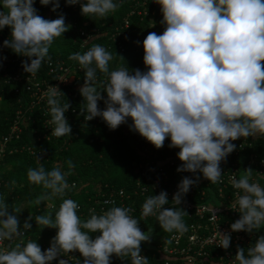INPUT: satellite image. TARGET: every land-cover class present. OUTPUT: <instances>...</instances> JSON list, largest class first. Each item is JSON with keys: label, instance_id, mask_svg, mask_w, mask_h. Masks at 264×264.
Segmentation results:
<instances>
[{"label": "clouds", "instance_id": "1", "mask_svg": "<svg viewBox=\"0 0 264 264\" xmlns=\"http://www.w3.org/2000/svg\"><path fill=\"white\" fill-rule=\"evenodd\" d=\"M122 2L64 0L65 6L78 4L80 14L89 19L106 18ZM152 2L159 6L164 30L161 34L149 32L142 41L144 71L130 70L118 55L123 63L110 68L113 54L99 44L69 58L83 70L79 95L85 122L100 117L109 130H115L131 121L130 130L155 149L166 139L169 148L179 149L177 172L199 173L181 179L171 200L175 207H165L169 204L165 191L148 196L141 205V217L155 216L164 231L183 233L187 231L183 220L186 212L178 207L183 196L201 177L211 183L220 181V164L236 148L233 141L250 136L264 139V0ZM33 4L34 0H0V30H10L2 47L26 57L21 63L23 72L35 75L45 59H50L55 39L70 25L65 24L63 14L45 19ZM39 4H51L50 10L55 12L60 0H39ZM98 74L106 77L100 84ZM45 95L50 134L69 136L71 127L65 112L70 104L56 86H48ZM101 100L103 109L98 107ZM36 160L38 167L28 168L27 180L46 190L36 204L63 197L70 187L66 178L74 167L72 162L67 161L68 171H62L60 165L46 170L39 163L41 159ZM252 172L245 170L239 179L231 178L236 192L230 207L239 218L231 223L230 232L256 233L264 225V186L250 180ZM8 209L0 199V264H51L53 260L69 264L73 257L68 254L74 251L82 258L77 264H111L113 256L121 260L130 257V264H149L140 254V245L150 236L140 230L139 220L128 207L113 206L99 214L89 209V217L82 220L79 204L62 199L54 217L52 213L35 216L41 229L56 230L43 251L35 240L11 246V241L32 228V217L19 226L20 210ZM97 232L98 236L90 238V233ZM230 232L221 233L216 226L214 236L222 249L230 245ZM230 264H264V234L246 250L238 248Z\"/></svg>", "mask_w": 264, "mask_h": 264}, {"label": "trees", "instance_id": "2", "mask_svg": "<svg viewBox=\"0 0 264 264\" xmlns=\"http://www.w3.org/2000/svg\"><path fill=\"white\" fill-rule=\"evenodd\" d=\"M143 2L146 8L141 7ZM33 7L38 15L49 20H52L48 18L49 13L53 14V19L63 14L65 24L69 22L70 28L61 38L55 39L49 49L50 59H45L35 75L23 72L21 63L27 60L26 57L18 56L2 47L3 41L10 37V30L7 27L0 30V51L7 60L5 65L0 64V143L2 138L9 135L15 120L19 129V133L12 135V140L7 143V150L0 159V199H4L8 204L9 212L17 208L20 210L17 214L19 226L23 225L28 216L32 217V221H29L32 228L11 246L14 247L17 243L23 246L29 240H35L43 251L49 247L56 230L47 227L41 229L40 225L35 224V216L43 214V208L47 203V200H42L40 204H36V199L46 190L39 185L30 184L27 180L28 168L38 167L36 158L41 159L39 163L43 164L46 170L60 165L62 171H68L67 161L72 162L74 167L66 178L70 187L65 191L64 196L57 197L56 201L57 204L65 198L76 201L79 204L78 215L82 220L88 218L86 212L89 208L97 207L110 193L117 191H122L128 196L124 200L126 207H138L141 203L139 201L145 197L134 195L136 182L143 181L136 164L145 159L139 152L140 142L144 139L130 130L131 121L121 124L115 130H109L100 117L84 121L80 113L82 98L74 82L71 86L57 87L64 94L66 102L70 104L65 117L71 132L69 136L59 138L50 136L48 127L52 125L48 123L51 117L47 97L45 102L39 101L37 89L43 91L48 85H54L59 78L64 80L71 76L74 77L75 82L81 81L82 86L83 70L80 69L77 61L69 57L76 52L84 53L94 44L102 45L112 52L113 61L110 62V68L118 67L123 63L118 57L120 56L130 70L138 68L144 71L141 44L147 36V29L153 24L158 27V34H161L164 26L160 23L162 16L159 6L152 0H123L113 16L109 13L106 18L98 21H90L89 18L82 16L78 4L65 6L64 0H60V7L55 12L50 10L51 4L41 6L39 0H34ZM125 19H128L129 26L127 29H121ZM83 33L92 35L90 39L85 40L87 43L84 41ZM116 33L122 34L116 35ZM261 63L264 64V61ZM61 67L63 71H60ZM105 79L103 74H98L97 83L100 84ZM33 84L38 86L34 87ZM27 87L30 89L28 90ZM61 100L64 102L63 97ZM98 107L104 108L103 100L98 101ZM73 110L75 113H72ZM237 141L248 144L243 146L246 147L240 152V156L236 157L238 169L243 173L249 156L253 155L257 160L264 157V139L250 136ZM164 144H169V140L166 139ZM179 166L175 165L165 170L171 188L176 184L179 176L180 178L186 176V172L176 171ZM256 182L264 186V174L257 178ZM155 194L156 192L150 190L146 196ZM59 205L56 206V210ZM132 216L139 220L140 230L150 236L145 244L141 242L140 254L149 259V264H164L159 247L163 245L162 240H168V237L176 231H164L155 216L145 218L138 212ZM183 220L186 225L189 223L187 214ZM98 235V232L90 233V238L94 239ZM255 240L256 238L251 244H254ZM79 259L82 258L79 256ZM69 264H77V262ZM111 264H130V257L121 260L113 256Z\"/></svg>", "mask_w": 264, "mask_h": 264}, {"label": "built area", "instance_id": "3", "mask_svg": "<svg viewBox=\"0 0 264 264\" xmlns=\"http://www.w3.org/2000/svg\"><path fill=\"white\" fill-rule=\"evenodd\" d=\"M141 7L146 8L145 3ZM146 10V9H145ZM132 14V13H131ZM129 26L128 19H125L121 29H127ZM118 31V30H116ZM122 33H116V35H121ZM84 41L91 38L90 33H83ZM6 58L0 51V64H6ZM50 66V65H49ZM52 71V70H50ZM63 71V68H60ZM68 79L59 80L54 85L48 86H71L74 82L69 85L66 83ZM37 87L38 84H33ZM48 86L45 90L37 89L39 93V101L45 102V93L48 90ZM29 90L30 88L27 87ZM72 113H75L74 110ZM50 125V124H49ZM51 127L48 129L51 132ZM16 132L19 133L17 122L15 120L14 125L10 129L9 135L2 138L0 143V159L5 154L7 150V143L10 142L12 135L14 136ZM55 137L53 135H50ZM17 137V136H16ZM138 140H140L138 138ZM236 148L231 152L225 160L221 161L220 167L222 170V176L219 182L211 183L204 178H200L198 183L190 188V190L183 196L182 202L178 207L182 208L188 219L190 220L187 226V231L183 233L175 232L172 233L168 240H162L163 245L159 247L163 256L161 260L164 264H230L231 259H234L235 253L238 248H245V250L252 246L251 242L253 239L261 235V226L256 233H245L240 232H230V225L235 220L239 218V213L235 209H231V203L235 199L236 190L231 185V178L234 176L239 179L244 173H240L238 169V161L236 157L240 156V152L244 150L246 146L245 142H238L235 140L233 142ZM246 145L245 147H243ZM179 151L178 148H169L168 144H164L161 148L155 149L151 144L146 143L145 140L140 142V154L144 157L145 161L136 164L138 172H140V178L143 181L138 180L136 182V189L134 190V195L145 197L138 207L130 208L132 209L131 215L135 212L140 214L141 205L144 200L150 196H146L150 190L156 192L155 195L159 194L160 191H165L167 193V198L169 204L165 207H175L171 202L173 194L177 191V185L183 178H179L176 184L171 188L169 187L168 176L165 174L166 169H170L175 165H180L181 162L177 159L176 153ZM248 158V156H247ZM245 170H252L250 180L256 182V179L262 177L264 174V157L257 160L253 155L249 156V160L245 164ZM244 170V171H245ZM186 176L192 177L197 174L185 173ZM145 180V181H144ZM128 198L122 191H117L110 193L108 197L104 198L101 203L94 209L96 213H100L102 210H107L113 206H125L124 200ZM107 202V203H106ZM89 209L86 212V216L89 217ZM79 210V209H78ZM152 217V216H148ZM145 217V218H148ZM217 230L221 233L230 232V245L228 249H222L218 246L219 238L214 236ZM18 238H15L10 244H14ZM9 243V242H6ZM165 244V245H164ZM73 258H69L70 262H77L79 259L78 252H71L68 254ZM66 258L58 257L57 259ZM52 263H57L53 260Z\"/></svg>", "mask_w": 264, "mask_h": 264}, {"label": "rangeland", "instance_id": "4", "mask_svg": "<svg viewBox=\"0 0 264 264\" xmlns=\"http://www.w3.org/2000/svg\"><path fill=\"white\" fill-rule=\"evenodd\" d=\"M113 13L114 12H112V13H110V15H112L113 16ZM48 18H51V19H53L54 17H53V14L52 13H49V15H48ZM98 20H100V19H97V18H91L90 19V21H98ZM66 25H70V23L68 22ZM158 27L157 26H150V28L149 29H147V35H148V33L149 32H156L157 34H158ZM74 77L73 76H71V77H69L68 78V80L66 81V83L69 85L70 83H72V79H73ZM79 81V80H78ZM75 82L74 81V83L75 84H77V88L79 89L80 88V86H81V81H79V82ZM0 103H1V98H0ZM61 202H59L58 204H57V201H56V198H54V199H52V200H47V203L45 204V206H44V212H43V214L42 215H46V214H48V213H52V215H53V217H54V214H55V211H56V206L57 205H59ZM42 227V226H41ZM264 227V226H263ZM262 227V228H263ZM262 233L261 234H264V228H263V230L261 229L260 230ZM144 244H145V242H144Z\"/></svg>", "mask_w": 264, "mask_h": 264}]
</instances>
